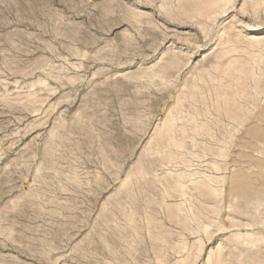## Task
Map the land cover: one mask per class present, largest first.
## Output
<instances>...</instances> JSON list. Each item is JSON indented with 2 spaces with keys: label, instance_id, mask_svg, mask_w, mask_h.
Returning a JSON list of instances; mask_svg holds the SVG:
<instances>
[{
  "label": "rangeland",
  "instance_id": "rangeland-1",
  "mask_svg": "<svg viewBox=\"0 0 264 264\" xmlns=\"http://www.w3.org/2000/svg\"><path fill=\"white\" fill-rule=\"evenodd\" d=\"M263 176L264 0H0V264H264Z\"/></svg>",
  "mask_w": 264,
  "mask_h": 264
},
{
  "label": "bare ground",
  "instance_id": "bare-ground-1",
  "mask_svg": "<svg viewBox=\"0 0 264 264\" xmlns=\"http://www.w3.org/2000/svg\"><path fill=\"white\" fill-rule=\"evenodd\" d=\"M145 3H146V2H145ZM228 117H229V116H228ZM262 123H263V122H262ZM233 124H235V123H233ZM242 124H243V123H242ZM263 177H264V176H263ZM259 179H260V178H259ZM260 191H261V190H260ZM260 191H259V192H260ZM256 195H257V194H255V196H256ZM243 198H244V200H245L244 204H240V203H239L238 206H239V208H242V209L245 210V209H248V203H249V201H250L251 198H250V196H247V195H246V196L243 195ZM255 198H256V197H255ZM252 200H253V199H252ZM241 201H242V200H241ZM250 203H251V202H250ZM253 211H254V210H253ZM247 214H248V213H247ZM258 263L261 264L260 262H257V264H258Z\"/></svg>",
  "mask_w": 264,
  "mask_h": 264
}]
</instances>
